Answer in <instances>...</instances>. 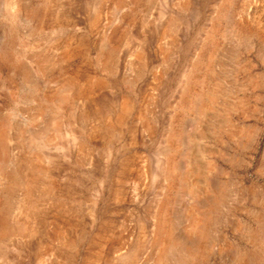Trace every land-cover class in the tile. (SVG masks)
Wrapping results in <instances>:
<instances>
[{"label":"rangeland","instance_id":"1","mask_svg":"<svg viewBox=\"0 0 264 264\" xmlns=\"http://www.w3.org/2000/svg\"><path fill=\"white\" fill-rule=\"evenodd\" d=\"M0 264H264V0H0Z\"/></svg>","mask_w":264,"mask_h":264}]
</instances>
